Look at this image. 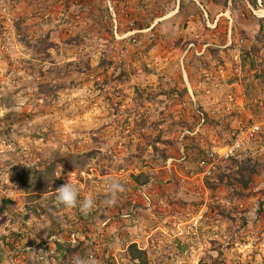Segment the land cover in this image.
<instances>
[{"label":"rangeland","instance_id":"rangeland-1","mask_svg":"<svg viewBox=\"0 0 264 264\" xmlns=\"http://www.w3.org/2000/svg\"><path fill=\"white\" fill-rule=\"evenodd\" d=\"M69 180L87 216L55 202ZM72 235L95 264H264V0H0V264H75Z\"/></svg>","mask_w":264,"mask_h":264},{"label":"clouds","instance_id":"clouds-1","mask_svg":"<svg viewBox=\"0 0 264 264\" xmlns=\"http://www.w3.org/2000/svg\"><path fill=\"white\" fill-rule=\"evenodd\" d=\"M124 190L123 184L118 179L109 180L105 188L106 196L102 203L109 208L113 207L117 202L118 195ZM55 202L65 209L78 208L79 212L84 216H87L96 206V201L92 196L80 200L78 188L70 180L56 189ZM75 264H95V261L79 258L75 261Z\"/></svg>","mask_w":264,"mask_h":264},{"label":"built area","instance_id":"built-area-1","mask_svg":"<svg viewBox=\"0 0 264 264\" xmlns=\"http://www.w3.org/2000/svg\"><path fill=\"white\" fill-rule=\"evenodd\" d=\"M193 18L194 16L192 15L191 19ZM241 41L243 42L244 40L242 39ZM260 132L261 126L258 124L241 127L233 142L227 146L223 152L214 150V153L212 154V163L207 167L206 174L210 176L216 171V163L224 159L238 156L248 145H250ZM70 242L72 244L77 243V239L74 235H72ZM23 251L38 256L39 261L48 262L53 257L56 250H48L47 245L36 244V246H25Z\"/></svg>","mask_w":264,"mask_h":264},{"label":"crops","instance_id":"crops-1","mask_svg":"<svg viewBox=\"0 0 264 264\" xmlns=\"http://www.w3.org/2000/svg\"><path fill=\"white\" fill-rule=\"evenodd\" d=\"M223 5H220V3H210L205 1L204 4L202 5V10L204 11V18L207 21V25L210 26V22L212 21L213 25L212 28L216 27V30L221 29L219 22H221L224 19V21H226V19L229 20L230 25H234V28H237L236 23L240 25L241 29H243L244 31L247 32H251L250 30V24L249 23H244L243 21H238V19H236V13H234V9L232 8V4L230 2L229 7L227 8V10L225 12H223ZM249 6V5H248ZM257 6H259V4L257 3ZM251 6H249L250 8ZM211 20V21H210ZM222 23V22H221ZM218 32V31H217ZM218 35V33H216ZM216 35V36H217Z\"/></svg>","mask_w":264,"mask_h":264},{"label":"trees","instance_id":"trees-1","mask_svg":"<svg viewBox=\"0 0 264 264\" xmlns=\"http://www.w3.org/2000/svg\"><path fill=\"white\" fill-rule=\"evenodd\" d=\"M88 246H89L88 242H81V241H79L75 245L72 244L71 242L59 245L60 250L61 251L63 250L67 256L73 254L74 252H78V249H81L82 250L81 258L88 251ZM130 251L134 256V258H139L140 260H142L143 264H148L147 260L142 258V256L146 255V253L144 251L138 250L136 245H133L130 248Z\"/></svg>","mask_w":264,"mask_h":264}]
</instances>
